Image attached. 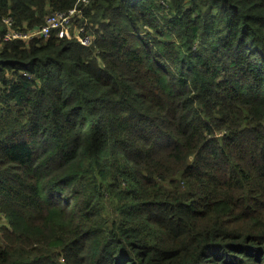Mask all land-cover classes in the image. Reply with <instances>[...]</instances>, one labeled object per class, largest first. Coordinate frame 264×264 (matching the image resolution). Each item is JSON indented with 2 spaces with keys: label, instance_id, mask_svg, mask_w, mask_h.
<instances>
[{
  "label": "trees",
  "instance_id": "obj_1",
  "mask_svg": "<svg viewBox=\"0 0 264 264\" xmlns=\"http://www.w3.org/2000/svg\"><path fill=\"white\" fill-rule=\"evenodd\" d=\"M0 264H264V0H0Z\"/></svg>",
  "mask_w": 264,
  "mask_h": 264
},
{
  "label": "built area",
  "instance_id": "obj_2",
  "mask_svg": "<svg viewBox=\"0 0 264 264\" xmlns=\"http://www.w3.org/2000/svg\"><path fill=\"white\" fill-rule=\"evenodd\" d=\"M77 10L76 8L71 10L68 13H62V14H56L53 15L52 17H49L47 19V24L41 28L40 31L35 32L34 34H39L42 36H49L52 30H58L59 31V37L64 38V37H72V32L71 31V19L72 17L76 14ZM84 32V28L79 29L75 37H77L80 42L83 45H88L89 40L88 39H83L81 36V33ZM9 37L13 36L14 38L16 37H23V38H28L30 35H21V34H9Z\"/></svg>",
  "mask_w": 264,
  "mask_h": 264
},
{
  "label": "rangeland",
  "instance_id": "obj_3",
  "mask_svg": "<svg viewBox=\"0 0 264 264\" xmlns=\"http://www.w3.org/2000/svg\"><path fill=\"white\" fill-rule=\"evenodd\" d=\"M61 14H62V13H61ZM65 14H66V13H65ZM73 23H75V22H74V20L72 21V19H71V23H70L71 27H72ZM70 32H71V31H70ZM85 34L88 35L85 39H88V40H89V43H88V44H90V42H91V40H92V38H93V35H91V34H87L86 31H85ZM85 39H84V40H85Z\"/></svg>",
  "mask_w": 264,
  "mask_h": 264
}]
</instances>
